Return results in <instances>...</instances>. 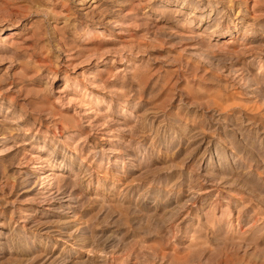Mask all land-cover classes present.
<instances>
[{"label": "rangeland", "instance_id": "obj_1", "mask_svg": "<svg viewBox=\"0 0 264 264\" xmlns=\"http://www.w3.org/2000/svg\"><path fill=\"white\" fill-rule=\"evenodd\" d=\"M0 264H264V0H0Z\"/></svg>", "mask_w": 264, "mask_h": 264}, {"label": "bare ground", "instance_id": "obj_2", "mask_svg": "<svg viewBox=\"0 0 264 264\" xmlns=\"http://www.w3.org/2000/svg\"><path fill=\"white\" fill-rule=\"evenodd\" d=\"M219 38V37H218Z\"/></svg>", "mask_w": 264, "mask_h": 264}]
</instances>
